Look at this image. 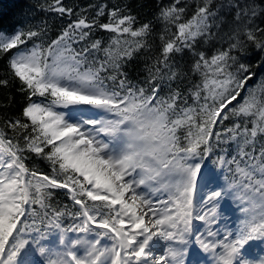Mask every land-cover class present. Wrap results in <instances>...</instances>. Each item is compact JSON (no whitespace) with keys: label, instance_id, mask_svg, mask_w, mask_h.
Wrapping results in <instances>:
<instances>
[{"label":"snow or ice","instance_id":"snow-or-ice-1","mask_svg":"<svg viewBox=\"0 0 264 264\" xmlns=\"http://www.w3.org/2000/svg\"><path fill=\"white\" fill-rule=\"evenodd\" d=\"M211 4L203 0L164 42L159 63L169 69V81L179 79L172 57L210 35L216 15ZM50 10L73 11L62 0ZM184 11L170 6L161 15L178 21ZM234 12L238 34L264 51V28L247 23L264 15V8L258 12L256 0L246 6L236 0ZM134 23L117 8L99 25L119 34L113 41L121 47L117 53L89 40L95 21L86 18L69 23L46 47H27L42 30L0 33V55L7 56L0 86H8L11 76L26 98L20 117L7 121L23 130V145L0 133V264H204L197 245L212 257L208 264H264V85L259 97L254 91L241 95L251 74L230 51L243 43L235 40L229 51L210 58L193 51L190 71L200 82L188 90L189 103L179 86L161 96L156 75L147 89L129 81L124 60L145 47L151 32L150 24L133 29ZM124 34L134 39L121 41ZM81 42L85 46L74 47ZM100 51L103 60L94 55ZM234 101L237 106L229 108ZM225 121L232 126L217 130ZM231 142L234 153L222 147ZM25 152L47 162L51 172L29 167ZM57 189L67 190L75 211L53 205ZM156 193L164 198L153 200ZM229 197L239 202L240 216L221 236L212 228L220 202ZM66 217L72 220L67 226ZM52 231L65 248L55 260L46 246ZM70 232L94 239L72 240ZM104 238L111 244L101 246Z\"/></svg>","mask_w":264,"mask_h":264},{"label":"trees","instance_id":"trees-1","mask_svg":"<svg viewBox=\"0 0 264 264\" xmlns=\"http://www.w3.org/2000/svg\"><path fill=\"white\" fill-rule=\"evenodd\" d=\"M65 7L71 8L72 14H60L50 10V5H54V0H0V33L14 34L15 32L28 30H42L39 38H34L27 43V47L31 48L33 44H43L45 47L52 39H55L64 30L69 23L79 18H86L89 23L95 21L94 26L90 30L89 40L99 39L102 46L107 48L112 46L114 53L121 51V47L114 45L113 41L117 39L119 34L106 31L99 27L100 24L110 21V13L113 9H120L121 15H131L135 17L133 29L139 28L142 24L148 23L151 26V32L143 38L145 47L134 51L132 58H125L123 70L127 73V77L132 84L143 86L147 89L148 83L152 75H156L155 83H159L161 87V96H165L169 91V86L176 88L179 86L189 103H192L189 89L192 84L200 82V76L191 72V63L194 59L193 51L204 52L205 56L210 58L218 51H229V45L235 40L243 43V47L231 49L230 54L236 57L240 62L249 66L251 79L246 85V91H242V96H247L250 91H254L257 97L262 94L261 85H264V51L258 49L254 44L247 41L243 33L237 32L238 21H235L234 5L236 0H212L211 8L216 14L210 20V35L198 38L197 43L192 50L186 49L183 53L176 54L169 62L173 65L174 71L179 73V79L169 81L167 79L168 68H165L161 61L162 46L164 42L171 39L173 34L177 32V24L187 22L195 14L198 6H202L203 0H62ZM252 0H239L241 6L251 4ZM184 8L185 11L180 13V19L173 21L171 18L165 19L161 13L168 7ZM256 8L259 12L264 8L262 0H256ZM103 10V15L98 13ZM248 24L264 28V15H259ZM164 37V39H161ZM121 41H132L128 34L119 36ZM85 46L83 42L74 45L77 49ZM134 47V45H133ZM15 52V49L12 50ZM8 55H11L9 53ZM97 60L105 59L103 51L94 53ZM91 59V57H90ZM160 72L157 73L156 69ZM233 71L235 67L233 66ZM7 73V56L0 55V77H4ZM106 75V74H105ZM10 83L8 86H0V133L6 138L18 141L23 145V130L12 129L7 126L9 119L15 120L20 117L22 106L26 103L25 94L20 92L19 82L11 76L8 77ZM37 99V98H33ZM239 99V98H238ZM243 101H241L242 103ZM237 106L234 101L229 108ZM234 120L236 118H233ZM253 119V118H247ZM30 123V121H25ZM225 126L231 127L232 121H225L217 130H222ZM249 127L251 124L249 123ZM223 148L230 152H235L236 143L231 142L223 144ZM47 151V149H46ZM27 157L26 164L29 167L37 166L43 172L50 173L51 168L47 162L39 159L35 154L25 152ZM211 167V163L209 162ZM54 206L75 211L78 206H74L68 196L67 190L57 189L52 199ZM37 211H40L38 205H34ZM70 218H65V226L71 224ZM78 223V221H77ZM50 234V233H48Z\"/></svg>","mask_w":264,"mask_h":264},{"label":"rangeland","instance_id":"rangeland-1","mask_svg":"<svg viewBox=\"0 0 264 264\" xmlns=\"http://www.w3.org/2000/svg\"><path fill=\"white\" fill-rule=\"evenodd\" d=\"M3 158V157H0ZM142 191H146L145 189H141ZM207 191V189H204L198 194L197 199L199 200L200 197L204 195V193ZM153 200L156 198L163 199L164 194L163 193H156L153 197ZM239 208V202L234 198V197H229L227 200H222L220 202L219 206V213L220 215L217 216L218 223L213 226L212 230L217 231L223 236L226 234L227 231L232 230L235 228L238 217L240 216V213L238 211ZM196 227L200 229L201 232H205L206 229L204 226L201 225L200 222H195ZM67 237L69 239L75 240L78 238H83V239H94L93 234H84V233H79V232H70L67 233ZM25 238H31L29 236H26ZM220 237H214L213 239H219ZM48 243L47 247L52 250L50 254V258L55 260L57 259V253H63L65 251L64 245L60 243V233L58 231H52L50 234L47 236ZM111 241H109L107 238L102 239V244L101 246L105 245H110ZM163 245L164 242H161ZM191 245L189 246V250L191 249ZM197 250L200 251L201 256L204 258V264H208L212 260V257L208 254L203 253L202 250L198 248V245L196 246ZM75 251L78 252V254H83V248L77 247L74 249ZM164 251L163 247H160L157 249L156 254L159 255L161 252Z\"/></svg>","mask_w":264,"mask_h":264}]
</instances>
